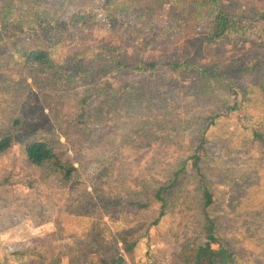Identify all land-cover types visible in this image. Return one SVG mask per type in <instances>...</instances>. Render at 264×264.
Wrapping results in <instances>:
<instances>
[{
    "label": "rangeland",
    "instance_id": "obj_1",
    "mask_svg": "<svg viewBox=\"0 0 264 264\" xmlns=\"http://www.w3.org/2000/svg\"><path fill=\"white\" fill-rule=\"evenodd\" d=\"M192 1L182 0L185 5ZM51 2L60 4L64 14L87 10L96 15V37L86 46L95 48L69 83L35 85L31 67L12 60L7 74L17 72L26 87L17 91L8 81L1 87L0 135L13 130L19 138L55 135L77 171L70 183L46 179L26 165L22 144L0 157V264H58L59 259L71 264L66 258L76 253L90 259L81 264L112 263L122 250L116 253L106 247L105 238L116 230L104 228L105 217L110 226L122 221L128 230L123 235L138 245L130 259L135 264H174L178 256L193 254L205 241L230 249L236 264H264V130L256 126L258 136L249 132L239 137L240 115L231 114L226 126L232 138L217 141L212 155L200 164L214 196L211 208L203 211L201 179L187 156L197 145L201 116L214 107H237L241 98L236 87L227 93L224 83L193 67H180L184 60L186 65L202 66L216 59V71L228 79L234 62H264V46L207 51L195 46L200 29L179 41L163 29L139 31L134 18L145 0H111L107 10L97 0ZM2 3L0 21L28 16L21 3ZM78 51L79 46L72 45L65 55ZM111 59L139 67L140 71L120 77L128 87L118 86ZM234 81L249 85L248 79ZM82 97L87 98V136L81 153L75 155L69 141L80 130L75 112ZM249 98L247 111L264 125V96ZM14 118L21 123L12 126ZM117 206L136 212L108 213ZM137 220L142 228L130 232ZM62 234H73L71 238L79 242L75 252L67 251L71 243L59 239ZM21 251L27 253L18 255Z\"/></svg>",
    "mask_w": 264,
    "mask_h": 264
},
{
    "label": "trees",
    "instance_id": "obj_2",
    "mask_svg": "<svg viewBox=\"0 0 264 264\" xmlns=\"http://www.w3.org/2000/svg\"><path fill=\"white\" fill-rule=\"evenodd\" d=\"M10 1L21 3L29 10V13L25 18L17 17L0 21V89L7 81L17 91L26 87L25 79L23 80L17 72L7 74L9 63L12 60H18L31 67V79L35 85L74 82L78 77L82 61L95 48L86 46L91 44L96 37V15L87 10L64 14L65 12L61 11V5L52 3L51 0ZM97 1L102 3L104 10H107L111 2V0ZM257 3L263 4V6L252 5ZM0 4L3 5L2 0H0ZM137 10L134 20L139 31L144 29L155 32L163 29L167 36L174 41H179L185 35L189 37L200 29L201 36L196 39L195 46L204 47L207 51L223 50L225 47L232 46L237 52L247 44L264 46V0H193L188 5H185L182 0H145ZM200 23L202 24L199 25ZM72 45L79 46V51L75 54L65 55ZM180 67L185 70L193 67L198 74L215 79L218 83H224L227 93L236 87L241 98L237 107H214L201 116L202 129L197 145L192 148L186 159L200 176L202 210L206 211L214 203V196L199 170L200 164L212 155V146L215 147L217 141L232 138L230 137L231 132L226 126L231 114L238 112L240 115L239 137H244L249 132L258 136L254 129L256 126H261L264 130V125L257 124L254 116L246 109L247 101L251 95L264 96V62L258 61L251 64L234 62L231 70L233 76L228 79L216 71V59L202 66L186 65L184 60ZM111 69L114 77L120 82L118 84L120 88L128 87L125 82H121L120 77L124 78L126 75H131L132 72L140 71L139 67L129 66L123 63L122 59H111ZM236 79H248L249 85L245 86L240 82H235ZM107 88V86L104 87V92ZM235 97H237V93ZM86 100V97L80 99L75 112L79 133L75 140L69 141L75 155L81 153L83 145L86 143L87 132L84 130L87 126L85 123ZM11 122L12 126H15L19 125L21 120L14 118ZM16 144L23 145L26 165L33 170L40 171L46 179L55 178L63 183H70L74 180L77 168L57 136L33 135L19 138L18 135H15L14 130L5 132L0 135V157ZM208 146H210L209 149ZM182 167L172 172V179L165 184V187L172 184L177 171H180ZM163 216L162 208L158 218L161 220ZM64 237L67 236L62 234L58 238ZM116 237L119 246L111 248L116 253L121 248L122 253L119 252L115 260L107 264H135L130 259L138 245L125 241L120 235ZM90 239L89 241H91ZM97 239L95 251H99L101 248L100 239ZM26 253V251H21L18 255ZM174 264L236 263L234 253L230 249L223 246L214 248L210 241H205L198 246L197 251L193 254L178 256Z\"/></svg>",
    "mask_w": 264,
    "mask_h": 264
},
{
    "label": "crops",
    "instance_id": "obj_3",
    "mask_svg": "<svg viewBox=\"0 0 264 264\" xmlns=\"http://www.w3.org/2000/svg\"><path fill=\"white\" fill-rule=\"evenodd\" d=\"M128 211H132V212H136V210L134 209V208H128V206H117L116 208H109V210H108V213L110 214V213H112L113 215H119V214H121V215H126L127 214V212ZM137 214V213H136ZM107 221V222H106ZM140 220H137L136 221V226L134 227V228H129L130 229V232H131V230L132 229H136L137 228V230H138V226L139 227H141L142 228V225L143 224H141L140 222H139ZM121 222L122 221H120V222H115L114 224L115 225H113V226H110V224H112V223H110L109 221H108V218L107 217H105V224L103 225L104 226V228H106L108 231H110V232H113V231H115V234L114 235H112L113 237L111 238V239H107L108 237H110V236H108V237H106V240H105V243H106V247L108 246V247H116V246H119L118 245V239H117V235H121L124 239H125V241H127V242H130V243H135V241L132 239V238H130V240H128V238L127 237H125L124 235H123V233H127L128 232V230H125L126 228L123 226V224H121ZM119 227H117V226ZM134 225H135V222H134ZM75 229H72V231H74ZM76 232V231H75ZM118 232H119V234H118ZM76 234H77V232H76ZM73 235V234H72ZM72 235H68V237H66L67 238V242L68 241H70V246H69V249H67V251H69L70 250V252H75L74 250H75V248H77L78 246V243L79 242H77V241H75L74 239H72L73 238V236ZM72 237V238H71ZM77 240V239H76ZM66 242V243H67ZM66 260H67V262H69V263H71V264H81V263H84V262H88L90 259L88 258V255H85V254H72V258H70V259H68V258H66ZM61 263H64V262H62V259L60 260H58V264H61Z\"/></svg>",
    "mask_w": 264,
    "mask_h": 264
}]
</instances>
